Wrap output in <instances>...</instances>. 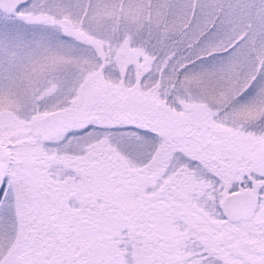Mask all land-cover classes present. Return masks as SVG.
<instances>
[{"label": "snow or ice", "instance_id": "1", "mask_svg": "<svg viewBox=\"0 0 264 264\" xmlns=\"http://www.w3.org/2000/svg\"><path fill=\"white\" fill-rule=\"evenodd\" d=\"M0 264H264V0H0Z\"/></svg>", "mask_w": 264, "mask_h": 264}]
</instances>
